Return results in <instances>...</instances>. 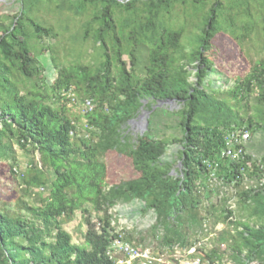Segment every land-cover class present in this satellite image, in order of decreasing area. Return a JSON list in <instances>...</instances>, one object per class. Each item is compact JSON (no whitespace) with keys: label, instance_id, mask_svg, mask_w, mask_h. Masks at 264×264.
Listing matches in <instances>:
<instances>
[{"label":"trees","instance_id":"1","mask_svg":"<svg viewBox=\"0 0 264 264\" xmlns=\"http://www.w3.org/2000/svg\"><path fill=\"white\" fill-rule=\"evenodd\" d=\"M47 1L17 0L9 25L0 21V161L13 158L14 144L37 152L40 158L32 160L26 172L20 173L16 162L11 169L25 194L38 195L32 190L42 188L32 202L0 200V264H114L106 250L120 233L147 249L116 229L109 210L119 204H130L134 215H154L151 236L162 250L188 249L195 236L208 235L223 218L235 231L220 230L218 243H228L226 250L236 254L240 264H264V155L247 150L245 161L239 162L223 155L227 130L245 126L253 135L264 130V122L240 116L206 83L214 67V38L228 29L233 34L232 11L250 0H58L59 7L67 5L78 15L89 13L82 38L91 33L101 53L94 66H57L52 83L28 41L32 33L39 39L51 34L28 15ZM178 3L191 5L196 18L192 23L200 33L188 51L181 43L184 28H175L166 18ZM12 69L32 88L22 92L11 80ZM34 77L41 83L32 82ZM254 83L264 86V61L229 91L241 101ZM69 90L78 102L90 99L94 104L83 114L80 137L69 114ZM145 98L173 99L180 105L176 112L161 108L163 115L179 117L182 134L174 146L151 133L161 123L160 116L156 118L159 109L150 118L149 131L132 140L127 126ZM111 151L120 154L131 171L108 185L104 157ZM177 162L181 165L175 166ZM223 187L233 189L234 197L249 208L247 219L211 200ZM222 199L227 202L228 197ZM90 208L103 213L99 227L87 219L84 243H74L63 219H72L76 210L89 213ZM217 251L205 257L220 258Z\"/></svg>","mask_w":264,"mask_h":264},{"label":"rangeland","instance_id":"2","mask_svg":"<svg viewBox=\"0 0 264 264\" xmlns=\"http://www.w3.org/2000/svg\"><path fill=\"white\" fill-rule=\"evenodd\" d=\"M16 1L17 0L0 1V21L6 26L9 25L11 21L12 16L10 15L17 11V6L14 4ZM58 3V0L41 2L35 5L29 14L27 13L34 20L51 30V34L47 37L39 39L32 33L28 40L32 46L33 53L44 68L43 75L49 83H52L57 75V66H69L74 64L94 66L101 53L91 33L86 40L82 38L84 35L83 27L90 16L89 13L78 15L67 5L59 7ZM210 5L211 2L209 3V6ZM192 12L193 9L190 4L183 5L178 3L174 6L171 13L166 15V18L174 23L175 28H184L181 43L186 51L193 45L191 44L193 37L197 33L200 34L195 27V23H192L196 19L194 15L191 16ZM232 12L236 14V17L233 16V34L231 35L232 30L228 29L220 32L214 38V67L206 83L209 84V87L215 89L213 94L216 97L226 100V103L232 107L234 111H237L240 116L245 119L252 117L260 123H263L264 86L261 89L254 83L250 94L241 101L232 97L229 89L234 88L237 84V80L249 74L253 66L259 63V61H264V3L258 0H250L248 6L245 4L236 7ZM26 30L29 33L32 32V28H30L29 25H26ZM144 58H146V53L143 55V59ZM192 66L193 65H191V68ZM10 76L11 80L18 84L22 92H26L27 89L32 88L31 82L24 76H21L16 69H12ZM191 78L195 80L194 77ZM31 81H34L36 84L41 83L38 77H34ZM78 100L79 99H77V102L69 100L67 105L69 107V114L78 125L80 137L84 134V113L82 102H78ZM142 101L143 106L140 109L139 115L142 114V111H145L147 113L145 119L148 121L144 132L149 131L150 118L152 114L159 109L158 113H160H157L156 118L160 116L159 122L161 123L160 125L158 123V126L155 124L154 126L157 127H153L151 133L153 132L154 137L164 139L170 142V146H174L175 143H173V140L179 138L182 134L180 128L177 127L179 117L177 115H163L161 113L163 109L161 108L176 112L180 108V105L175 101L172 103L159 102L151 101L147 98ZM261 113L263 115H261ZM133 120L139 122L141 118H135ZM127 130L130 132L133 140V138L140 134L141 126L137 127L136 124L132 125L129 123ZM4 141L8 140L5 138ZM74 143H79L78 139H74ZM173 149L174 147H170L171 152H173ZM248 150L258 156L264 155V130L260 129L251 135ZM10 153L14 161L13 158H3L0 161V200H28L30 202L37 200L40 195V192L37 190H42V188H34L32 190V192L38 195L32 196L30 194H25V187L21 185L20 177L18 178L17 175L12 172L13 168L11 169V162H16L17 170L20 173H24L27 170V165L32 160L37 161L39 159L38 153L21 150L15 144L13 146V151ZM104 162L106 163L108 171V185L116 183L120 178L128 176L131 171L129 164L121 160L120 154L115 151L106 154ZM177 165L178 162L175 166ZM42 193L41 196H43L45 192L43 191ZM224 196L228 197L227 202H224L222 199ZM211 197V200H219V203L228 205L234 210L236 217L241 216L243 219H247L250 214L249 208L243 207V204L238 201V197H234L233 189L223 187L218 195L213 194ZM217 197L218 199H216ZM131 210L133 209L130 204H119L109 210L116 229L124 231L127 235H133L135 240H140L138 241L141 242L140 245L147 246V249L151 252L162 254L163 258L168 260L169 264H192L193 260L198 258L196 254L202 255V264H240V260L235 257L236 254H231L232 252L226 250V244L228 243H218L217 235L221 232L220 230L226 228L232 233L235 231L233 226L227 221H224L223 218L208 235H202L201 237L195 236L192 239V241L195 242L192 246H201L198 252L196 251V247L195 250H188L192 246L188 249L169 248L167 250H162L163 248L160 249L161 247L158 245V239L151 236V225L154 222V215L152 213H136L134 215ZM102 216L103 213H97L93 208H90L89 213L76 210L72 219H63L62 226L72 235L74 243L83 244V233L88 228L86 220L91 218L98 228L99 218ZM214 248H218L217 252L218 255L221 254V257L213 258V261H211L210 258L205 257V255L211 254ZM242 255H245V253Z\"/></svg>","mask_w":264,"mask_h":264},{"label":"built area","instance_id":"3","mask_svg":"<svg viewBox=\"0 0 264 264\" xmlns=\"http://www.w3.org/2000/svg\"><path fill=\"white\" fill-rule=\"evenodd\" d=\"M65 93L70 101L77 102L78 98L72 90ZM81 104L83 113H87L94 108V104L90 99L83 100ZM71 134H73V132ZM250 140L251 133L245 126L227 130L224 135L223 155L229 157L233 161H245L244 159ZM210 175L212 177L213 173H210ZM195 247L196 246H192L188 250H195ZM106 256L114 264H169L168 260H165L162 254L135 246L131 242L125 240L121 233L117 238H114L108 246ZM192 264H202L201 257L198 256V258H195Z\"/></svg>","mask_w":264,"mask_h":264},{"label":"water","instance_id":"4","mask_svg":"<svg viewBox=\"0 0 264 264\" xmlns=\"http://www.w3.org/2000/svg\"><path fill=\"white\" fill-rule=\"evenodd\" d=\"M0 1H1V0H0ZM158 101H159V102H170V103L174 102L173 99H165V100H158ZM142 106H143V103H142V105H141V108H142ZM141 108H140V109H141ZM146 114H147V113H146L145 111H142V114H140V115L137 117V119H139V118L142 119L141 132H140L141 135L144 133V130H145L147 124H148V121L145 119ZM143 120H144V121H143ZM131 121H134V120H131ZM38 158H40V157H39V154H38ZM178 165H181V162H178Z\"/></svg>","mask_w":264,"mask_h":264},{"label":"flooded vegetation","instance_id":"5","mask_svg":"<svg viewBox=\"0 0 264 264\" xmlns=\"http://www.w3.org/2000/svg\"><path fill=\"white\" fill-rule=\"evenodd\" d=\"M129 123L132 125L136 124L137 127H140L142 125V119L139 122L130 121Z\"/></svg>","mask_w":264,"mask_h":264},{"label":"bare ground","instance_id":"6","mask_svg":"<svg viewBox=\"0 0 264 264\" xmlns=\"http://www.w3.org/2000/svg\"><path fill=\"white\" fill-rule=\"evenodd\" d=\"M74 5V4H73ZM2 10V9H1ZM26 11V10H25ZM20 13V12H19ZM174 27V26H173Z\"/></svg>","mask_w":264,"mask_h":264}]
</instances>
